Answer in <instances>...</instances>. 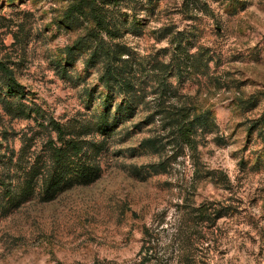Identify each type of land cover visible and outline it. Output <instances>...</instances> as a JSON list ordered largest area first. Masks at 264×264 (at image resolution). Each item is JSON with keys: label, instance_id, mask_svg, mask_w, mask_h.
Segmentation results:
<instances>
[{"label": "rangeland", "instance_id": "374dc122", "mask_svg": "<svg viewBox=\"0 0 264 264\" xmlns=\"http://www.w3.org/2000/svg\"><path fill=\"white\" fill-rule=\"evenodd\" d=\"M68 6L0 0V62L23 88L0 101V264H264V0H123L137 109L99 178L46 202L39 177L26 190L58 144L50 122L88 132L105 92L88 50L56 67L88 28L62 24ZM180 109L213 115L192 149L170 136Z\"/></svg>", "mask_w": 264, "mask_h": 264}, {"label": "trees", "instance_id": "16d2710c", "mask_svg": "<svg viewBox=\"0 0 264 264\" xmlns=\"http://www.w3.org/2000/svg\"><path fill=\"white\" fill-rule=\"evenodd\" d=\"M67 1L69 6L63 12L62 24L74 26L78 22L87 24L88 28L72 46L67 47L64 64L58 61L56 67L61 73L65 72V65L68 66L74 53L88 50L86 62L98 63L102 67L99 81L105 92L98 98L100 104L93 114V124L88 132L82 129L64 130L59 124L50 122L56 131L58 144L49 146L48 165L44 171L38 166L30 169H36V172L32 171L33 174L27 179L26 190L28 196H32L39 177L41 197L46 202L74 186H87L99 178L101 168L98 156L105 152L106 141H110L108 139L116 134L119 126L130 119L137 109L138 93L126 78V68L129 66L122 58L125 55L124 48L116 42L122 29L127 26L117 10L123 0ZM128 25L131 29L136 27L132 21ZM178 41H174V51L177 56L184 55L186 48ZM0 72L4 79V84L0 87V93H3L2 96L0 94V101L9 97L6 104H10L11 98L18 100L21 97L23 88L15 80L12 70L1 62ZM23 107L24 105L18 107L19 113L28 117L30 112H25ZM166 121L171 138L189 149L194 147L198 135L209 134L215 127L210 110L191 113L180 109L167 114ZM80 130L84 132L81 133ZM259 133L264 146V130ZM88 135L89 138H86ZM94 135L100 137L101 141L94 140ZM16 197V192H9L10 200ZM219 215L222 214L218 211Z\"/></svg>", "mask_w": 264, "mask_h": 264}]
</instances>
